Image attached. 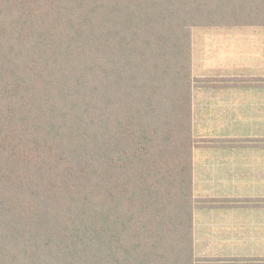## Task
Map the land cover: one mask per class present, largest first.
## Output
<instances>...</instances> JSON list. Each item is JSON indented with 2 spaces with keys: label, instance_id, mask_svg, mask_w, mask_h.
<instances>
[{
  "label": "trees",
  "instance_id": "obj_1",
  "mask_svg": "<svg viewBox=\"0 0 264 264\" xmlns=\"http://www.w3.org/2000/svg\"><path fill=\"white\" fill-rule=\"evenodd\" d=\"M264 0H0V264H197L191 29Z\"/></svg>",
  "mask_w": 264,
  "mask_h": 264
},
{
  "label": "crops",
  "instance_id": "obj_2",
  "mask_svg": "<svg viewBox=\"0 0 264 264\" xmlns=\"http://www.w3.org/2000/svg\"><path fill=\"white\" fill-rule=\"evenodd\" d=\"M197 264H264V26L191 29Z\"/></svg>",
  "mask_w": 264,
  "mask_h": 264
}]
</instances>
